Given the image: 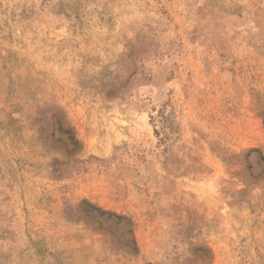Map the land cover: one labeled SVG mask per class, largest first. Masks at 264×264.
<instances>
[{
    "label": "rangeland",
    "instance_id": "374dc122",
    "mask_svg": "<svg viewBox=\"0 0 264 264\" xmlns=\"http://www.w3.org/2000/svg\"><path fill=\"white\" fill-rule=\"evenodd\" d=\"M0 264H264V0H0Z\"/></svg>",
    "mask_w": 264,
    "mask_h": 264
}]
</instances>
